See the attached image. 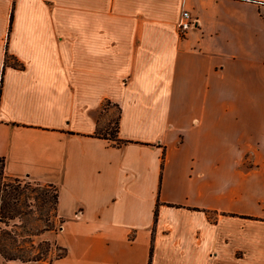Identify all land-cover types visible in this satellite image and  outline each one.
I'll return each mask as SVG.
<instances>
[{"label":"crops","instance_id":"1","mask_svg":"<svg viewBox=\"0 0 264 264\" xmlns=\"http://www.w3.org/2000/svg\"><path fill=\"white\" fill-rule=\"evenodd\" d=\"M0 158L64 251L0 264H264V0H0Z\"/></svg>","mask_w":264,"mask_h":264},{"label":"trees","instance_id":"2","mask_svg":"<svg viewBox=\"0 0 264 264\" xmlns=\"http://www.w3.org/2000/svg\"><path fill=\"white\" fill-rule=\"evenodd\" d=\"M116 127L113 133L110 134L111 136H115ZM3 165L4 160L3 158H0V224H2L3 227L10 226V223L15 219H20V222L23 223L24 218L27 215L33 213V211L29 209V207L32 205L31 203H29L30 200L39 201V205L51 202L50 208L56 214L58 195L55 186L46 184L47 187H51L53 190L52 194L49 195L46 191H41L38 188H35V186H33L28 181H23V179L20 178H11L5 176L3 173ZM3 227L0 226V255L5 260H19L22 262H27L45 259L44 254L47 252V250L41 251L40 249H36V251H33L35 246L34 243L30 241L29 247L31 249H29V251H24L22 248L17 247V244H15V238L13 237L12 239H14V242L10 245L13 246L18 254L6 252L1 243V236L2 233H6L8 235H10L11 233L9 231H6L7 229H4ZM43 242L46 243L47 241ZM61 250L63 251V249ZM61 255H58L57 257Z\"/></svg>","mask_w":264,"mask_h":264},{"label":"rangeland","instance_id":"3","mask_svg":"<svg viewBox=\"0 0 264 264\" xmlns=\"http://www.w3.org/2000/svg\"><path fill=\"white\" fill-rule=\"evenodd\" d=\"M106 111V113L111 111V117H110V123L109 127L103 134L109 133L112 134L116 125L117 120L119 117V110L117 107H115L113 104L105 103L103 107ZM102 132V131H101ZM23 181L30 182L35 188H38L41 191H46L47 194L51 195L53 190L51 187H47L45 183H41L38 181H33L27 178H22ZM32 205L29 207L33 213L27 215L24 218L23 223L20 222V219H15L13 222L10 223V226L3 227L4 229H7L6 231H9L11 234L8 235L6 233H2L1 236V243L4 247L6 252L9 253H17V251L11 246L15 241L17 244V247L22 248L24 251H29L31 249L30 241L34 243L35 248L33 251H36V249H40L41 251L47 250V252L44 254L46 260H52L53 258L57 257L58 255H61L63 251L60 247L56 246L55 244L51 243L50 241L45 239L44 232L49 230H55L57 229V219L56 214L53 210L50 208V203L47 202L46 204L39 205V201H33L30 200ZM48 207V208H47ZM11 236V237H10ZM43 241H47L44 243ZM40 244V245H39ZM39 245V246H38ZM33 253V252H32Z\"/></svg>","mask_w":264,"mask_h":264},{"label":"built area","instance_id":"4","mask_svg":"<svg viewBox=\"0 0 264 264\" xmlns=\"http://www.w3.org/2000/svg\"><path fill=\"white\" fill-rule=\"evenodd\" d=\"M196 20L193 19L187 10L181 12V16L177 23V31L179 35H185V33L195 27Z\"/></svg>","mask_w":264,"mask_h":264}]
</instances>
